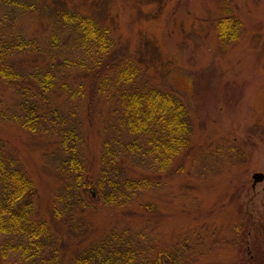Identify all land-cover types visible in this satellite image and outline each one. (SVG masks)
<instances>
[{
  "label": "rangeland",
  "instance_id": "374dc122",
  "mask_svg": "<svg viewBox=\"0 0 264 264\" xmlns=\"http://www.w3.org/2000/svg\"><path fill=\"white\" fill-rule=\"evenodd\" d=\"M58 11L109 31L105 66L93 67L103 55L81 46ZM227 16L238 23L233 40L218 33ZM0 45L8 47L0 63L32 81L22 89L0 77V156L31 179L30 216L51 232L27 257L11 249L2 257L0 235V264H81L87 249L115 243L138 247L145 264L264 260V179L252 178L264 174V0H0ZM124 60L138 73L122 86L105 68ZM43 71L55 75L48 92ZM125 86L155 88L186 107L190 147L164 172L115 142L119 129L126 136L118 121ZM67 135L80 154L77 182L64 169ZM108 160L124 162L131 180L145 176L146 188L107 182L115 179ZM118 189L127 199L108 202Z\"/></svg>",
  "mask_w": 264,
  "mask_h": 264
},
{
  "label": "trees",
  "instance_id": "16d2710c",
  "mask_svg": "<svg viewBox=\"0 0 264 264\" xmlns=\"http://www.w3.org/2000/svg\"><path fill=\"white\" fill-rule=\"evenodd\" d=\"M58 12L63 18H69L67 24L70 28H76L79 39L82 41V43L79 42L81 46H94L103 55L101 59L98 58L99 56L97 57L99 60L95 62L93 67L105 66L111 56L112 45L108 39L110 37L109 31L96 24L92 18L78 14H67L66 11ZM237 26L238 23L227 16L219 21L218 33L222 39L233 40L236 38ZM2 50L7 51L8 47L0 45V59ZM100 53L98 54L100 55ZM124 61V64L121 62L122 64L115 69H112L113 64L110 65V69H108L109 66L105 68L108 71L106 73L107 78L113 76L117 85L122 86L134 82V78L138 73V69L130 64L128 60ZM38 75L43 90L48 92L55 75L51 71H43ZM0 77L7 84L17 78L22 89L32 83L31 78L27 81L24 79L23 71L13 70L8 65H3V63H0ZM118 105L120 107L118 121L120 128L123 126L126 136L119 129L118 132L121 136L115 142L118 147L123 148L134 158H148L154 171L158 173L166 171L176 157L189 149L190 123L187 110L180 100L172 94L155 88L134 87L133 89H126L125 86L121 91ZM27 116H29L28 113ZM27 116L23 121V125L31 130L32 121ZM61 140L66 155V167L64 169L66 168L71 175L74 174V176L72 175L73 180L77 182L81 175L77 170L82 168L77 145L74 144L72 136L69 135L62 137ZM106 144V153H110L111 158L114 157L115 153L112 152V148L108 142ZM103 160H105V156ZM109 164L111 167L110 161ZM124 166V162H122L115 167H111L115 179L107 182L112 183L116 188L124 187V191L128 189L131 193L135 190H141L143 187L146 188L149 180L144 178L145 176L139 180H131L124 175L126 174L123 169ZM102 171H104L103 168ZM101 177L109 180L104 174ZM101 184L102 180L99 179L94 186L101 190ZM34 194V186L25 171L17 166L13 159L0 156V235L8 240L1 246L2 257L6 256V249L20 251L21 255L27 257L33 255L27 254V252L34 250L39 253L41 251L39 249L48 246L51 238L48 225L44 221H35L30 216L31 199ZM122 197H124V192L118 189V192L114 193V198L108 193L107 201L111 202L113 199L114 202H119ZM124 199L127 198L124 197ZM119 204L122 205L121 202ZM140 254L142 253L139 248L134 245L124 247L119 243H115L114 248L108 245H97L84 252L81 264H145L143 263L145 256L141 258ZM157 261H159V257L152 263L155 264ZM249 261L250 264H264V260L257 259L255 254L249 258Z\"/></svg>",
  "mask_w": 264,
  "mask_h": 264
},
{
  "label": "water",
  "instance_id": "95a60500",
  "mask_svg": "<svg viewBox=\"0 0 264 264\" xmlns=\"http://www.w3.org/2000/svg\"><path fill=\"white\" fill-rule=\"evenodd\" d=\"M253 178V184L255 185L257 182L261 181L262 179H264V174L262 172H255L252 175ZM253 185V186H254Z\"/></svg>",
  "mask_w": 264,
  "mask_h": 264
}]
</instances>
